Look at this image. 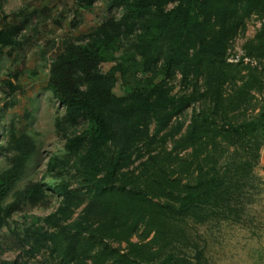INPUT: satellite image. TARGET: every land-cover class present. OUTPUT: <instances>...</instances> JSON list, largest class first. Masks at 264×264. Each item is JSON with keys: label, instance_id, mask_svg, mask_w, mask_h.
<instances>
[{"label": "trees", "instance_id": "16d2710c", "mask_svg": "<svg viewBox=\"0 0 264 264\" xmlns=\"http://www.w3.org/2000/svg\"><path fill=\"white\" fill-rule=\"evenodd\" d=\"M110 1L121 15L50 62L46 88L64 108L54 121L64 145L46 172L57 178L49 188L60 199L37 217L42 224L24 227L19 245L27 258L46 252L47 264H204L176 245L189 221H242L240 181L264 147V20L242 56L231 61L227 52L245 18L264 15V0ZM22 26L15 15L0 16V55L23 46ZM104 61L115 64L102 71ZM117 73L129 84L124 95L112 90ZM177 75L189 92H170ZM196 102L183 129L181 115ZM9 143L0 229L47 193L39 180L13 190L37 145L26 132L11 131Z\"/></svg>", "mask_w": 264, "mask_h": 264}, {"label": "rangeland", "instance_id": "374dc122", "mask_svg": "<svg viewBox=\"0 0 264 264\" xmlns=\"http://www.w3.org/2000/svg\"><path fill=\"white\" fill-rule=\"evenodd\" d=\"M83 3L82 0H0V16L15 15L23 23L19 36L26 37L21 48L9 50L4 47L0 55V171L9 166L14 154L9 143L10 132L16 135L26 132L34 137L37 148L13 190L28 181L39 180L47 192L41 202L22 204L1 227L0 264H11L15 259L26 260V264H47L46 252L41 251L29 258L24 256L18 239L24 227L42 224L37 217L55 210L60 199L49 188L57 178L46 172L49 157L61 154L64 145V138L54 125L56 116L62 115L64 108L46 88L49 65L54 54L67 43L82 42L104 18L119 17L122 13V9L112 6L110 0H92L86 7ZM263 20L264 15L258 13L245 18L243 28L230 41L228 59L235 61L244 54V43L255 36ZM243 60L256 64V60L248 56ZM114 64L104 61L100 69L106 71ZM138 75L141 76L140 73ZM116 77L112 90L117 95H124L129 84L124 83L119 73ZM162 78L160 75L155 80ZM129 80H133V76ZM168 85L171 93L191 90V84L181 83L179 75L170 79ZM13 86L15 89L12 90ZM196 107L197 102L188 106L181 115L183 129ZM153 128L152 124L150 129ZM166 147H170V142ZM240 184L245 206L242 221H189L188 237L176 245V252L195 258L199 256L204 264H264V176L261 169L254 167L252 174ZM10 198L11 193L7 200ZM131 239L137 240L138 236L133 235Z\"/></svg>", "mask_w": 264, "mask_h": 264}, {"label": "crops", "instance_id": "0c3cea01", "mask_svg": "<svg viewBox=\"0 0 264 264\" xmlns=\"http://www.w3.org/2000/svg\"><path fill=\"white\" fill-rule=\"evenodd\" d=\"M256 167L261 169V172H262V174L264 176V147L261 149V153H260L258 162L255 165V168Z\"/></svg>", "mask_w": 264, "mask_h": 264}, {"label": "built area", "instance_id": "2783aa9c", "mask_svg": "<svg viewBox=\"0 0 264 264\" xmlns=\"http://www.w3.org/2000/svg\"><path fill=\"white\" fill-rule=\"evenodd\" d=\"M228 60H231V59H228ZM234 60H237V59H234ZM231 61H233V60H231Z\"/></svg>", "mask_w": 264, "mask_h": 264}]
</instances>
